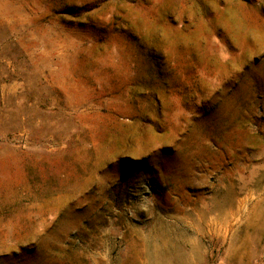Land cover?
<instances>
[{"label": "rangeland", "instance_id": "374dc122", "mask_svg": "<svg viewBox=\"0 0 264 264\" xmlns=\"http://www.w3.org/2000/svg\"><path fill=\"white\" fill-rule=\"evenodd\" d=\"M0 264H264V0H0Z\"/></svg>", "mask_w": 264, "mask_h": 264}]
</instances>
